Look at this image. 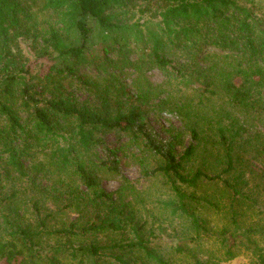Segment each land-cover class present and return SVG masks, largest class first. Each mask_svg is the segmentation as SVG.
Listing matches in <instances>:
<instances>
[{
  "label": "trees",
  "instance_id": "1",
  "mask_svg": "<svg viewBox=\"0 0 264 264\" xmlns=\"http://www.w3.org/2000/svg\"><path fill=\"white\" fill-rule=\"evenodd\" d=\"M155 71L161 84L150 81ZM164 113L191 137L179 156L150 126L149 116ZM257 124L264 128V0H0V264H63L59 252L66 264H167L148 247L146 221L124 203L133 185L119 175L111 193L98 175L119 174L117 153L138 149L144 175L162 177L175 199L164 207L206 231L179 186L217 180L231 207L254 208L235 164L263 156ZM109 135L119 147L108 146ZM208 138L226 179L184 171ZM28 190L41 200L30 206L32 223L21 211ZM50 202L78 218L55 230L67 247L44 255L35 239L56 218ZM232 215V238L251 237ZM258 259L264 264L261 252Z\"/></svg>",
  "mask_w": 264,
  "mask_h": 264
},
{
  "label": "rangeland",
  "instance_id": "2",
  "mask_svg": "<svg viewBox=\"0 0 264 264\" xmlns=\"http://www.w3.org/2000/svg\"><path fill=\"white\" fill-rule=\"evenodd\" d=\"M150 75L152 84H161L164 80V76L157 71ZM148 119L150 126L159 138L167 143L173 140L176 155H181L184 151L183 148L190 143L191 137L187 131L182 130L178 118L164 113L157 118L149 116ZM172 127L175 131L172 130ZM168 129L171 132H167ZM257 130L264 132L263 126L259 124H257ZM209 132L214 136L215 131ZM176 134L179 135L177 139L174 138ZM115 139L114 135L107 137L110 148L119 147ZM122 141H126V138L124 137ZM215 141L217 140L214 138H208L198 146L195 156L184 167L187 176L191 177L198 171L208 177L223 174L222 171L226 169L225 161L221 150L213 148ZM255 147L251 151H254ZM97 152L99 157L106 159L101 150ZM123 152L117 153V157L121 158L119 174L108 173L107 175L101 172L98 179H100L103 189L111 193L116 191L121 184L119 175L128 179L133 185V192L124 197V203L130 202L135 207L138 217L141 215L142 221H146V228L142 233L144 238L149 241L148 247L156 249L165 263L259 264L258 253L261 252L264 255V236L260 234L261 229L264 228V179H261L264 177V154L261 159L243 155L241 159L243 160L242 164L245 163V167L235 164L236 174H241L242 181L239 184L241 194L255 199L257 205H253L254 208L244 201L236 202L235 206L231 207V193L222 182L217 180L210 181L201 177L195 186L190 187L182 184L179 186L187 196L193 197V200H189L192 204L190 213H193L199 222L203 223L206 231H202L194 229L191 219L178 216V214L174 216L169 208L164 207L165 202L172 199V193L167 187L166 181L161 179L162 177L148 178L144 175L141 165L133 159V156L139 155L138 149L128 148L126 158H124ZM251 154L256 155L255 152ZM147 159L146 164L153 167L154 158ZM227 174L220 175L221 179H226ZM45 184L46 182H43V185ZM256 185H259L258 190L255 189ZM25 197L29 202L25 199L27 209L21 208V211L24 214V220L32 223L30 221H33V208L30 206L33 201L41 200L30 190L27 191ZM48 207L56 218L47 224L48 228L43 232V236L35 239V244L40 247L36 246L35 248L40 249V254L44 255H51L53 248L62 247L64 249L63 246L67 247L68 238L55 230L62 229V227L67 228L70 221L78 218V215L72 211H66V214H57V208L51 202ZM234 211L237 215L234 220L241 229H251V237L232 238L234 231L232 212ZM90 239L89 237L87 240L92 241ZM190 239L195 240L190 241ZM98 240L103 241L104 238L99 237ZM24 255L28 258L26 252ZM56 256L63 264L70 263L68 254L59 252ZM21 261H23L22 258Z\"/></svg>",
  "mask_w": 264,
  "mask_h": 264
}]
</instances>
